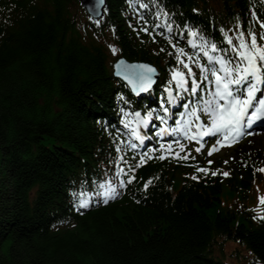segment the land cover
<instances>
[{"label": "trees", "instance_id": "1", "mask_svg": "<svg viewBox=\"0 0 264 264\" xmlns=\"http://www.w3.org/2000/svg\"><path fill=\"white\" fill-rule=\"evenodd\" d=\"M106 1L95 24L79 0H0V264H238L216 256L227 242L241 245L250 264H264V220L242 207L219 209L226 191L248 197L257 163L193 180L180 165L154 162L126 195L76 211L73 192L98 190L100 168L114 154L104 121L113 115L104 111L116 107L117 122L120 106L148 105L150 94L136 99L113 77L112 61L154 65L153 94L172 66L186 71L167 40L142 32L128 0ZM212 1L159 6L216 40L230 25L247 36L254 9L264 19V0Z\"/></svg>", "mask_w": 264, "mask_h": 264}, {"label": "snow or ice", "instance_id": "2", "mask_svg": "<svg viewBox=\"0 0 264 264\" xmlns=\"http://www.w3.org/2000/svg\"><path fill=\"white\" fill-rule=\"evenodd\" d=\"M98 2L103 4L104 0ZM129 3L131 4L132 0H129ZM155 3L159 6L160 0H155ZM140 7L150 9L151 6L148 3H141ZM172 15L160 6L159 10L155 11V20L150 22L143 15L139 17V20L147 25L141 30L149 32L150 28H154L161 36H165L175 49V53L170 55H174L178 64L186 71L176 66L169 69L171 78L161 85L159 111L156 107L149 108L144 113L139 110L121 109L124 114L121 123L130 130L129 136L134 137L136 142L131 138L127 142L121 139L119 144L136 149L139 144H143L148 135L141 129L150 128L156 121L159 122L156 124V146H151L150 150L155 152L157 146L160 149L166 148L170 154L177 157L179 152H172V145H178L179 149L183 150L185 144L181 143V140L200 142L203 137L212 136L219 137L217 143H234L245 135L254 134V130L250 129L257 121L264 125V44L258 43L257 33L249 28L246 37L244 29L238 25L235 37L229 35L227 31L224 32L227 46L220 47L215 40L203 36L197 28L187 23L183 27L177 25L175 21L170 20ZM89 18L92 19L91 16ZM161 18L163 23H157L156 21ZM95 22L99 24L98 19ZM174 26L180 29L175 37L172 34ZM260 28V38L264 40V21H260ZM152 38L155 39L154 34ZM179 39H186L190 50L178 46ZM109 47L113 53L118 51L115 45ZM115 67L116 74L123 76L134 93L147 92L152 87L156 69L150 64L127 63L120 59ZM121 98L123 99V94ZM176 105L184 109L178 117L171 107ZM129 116L132 117L131 120L128 119ZM170 120L172 123H169ZM165 135L169 136L167 141L163 140ZM173 136L180 139H173ZM215 147L213 145L212 150H215ZM199 150L197 147L196 151ZM117 151L121 152L124 149L118 147ZM145 154L146 152L142 150L141 161H144ZM165 154L168 153H162L159 158L164 159ZM119 160L126 167H121L119 163L115 164L114 171L118 183L104 179L97 182L98 190L90 191L87 195L84 191L73 192L78 211L89 207L93 203V196L97 198L95 203L107 204L109 200L120 195L118 187L127 188V183L136 179L132 175L135 167L127 165L123 156H120ZM197 171L208 174L209 169L200 167ZM222 175L227 176L229 173L223 172ZM153 179L155 178H150L143 184L145 190ZM260 203L264 204V196L260 197ZM259 219L264 220V216Z\"/></svg>", "mask_w": 264, "mask_h": 264}, {"label": "rangeland", "instance_id": "3", "mask_svg": "<svg viewBox=\"0 0 264 264\" xmlns=\"http://www.w3.org/2000/svg\"><path fill=\"white\" fill-rule=\"evenodd\" d=\"M108 45H112L111 43H108ZM117 53V52H116ZM181 186V182H177L176 187H175V191H177ZM260 197H261V191L259 188H253V190L250 192L249 197L246 200H242L241 197L239 196H235L226 191L224 192L222 199H223V204L220 206V210H226L227 207H238L241 205H248L252 208H256L258 211H260L262 204L260 203ZM238 246L241 251L244 253V250L242 249L241 245H236V243L233 244H229L225 247V254H221V257L225 260L226 257L229 258V255H231V259H233V261H239L236 257V255H234L232 253V251L234 250V247ZM240 263H242V261H239Z\"/></svg>", "mask_w": 264, "mask_h": 264}, {"label": "bare ground", "instance_id": "4", "mask_svg": "<svg viewBox=\"0 0 264 264\" xmlns=\"http://www.w3.org/2000/svg\"><path fill=\"white\" fill-rule=\"evenodd\" d=\"M144 1V0H143ZM174 37H175V35H174ZM179 40H182V39H179ZM114 54H117V53H114ZM111 57H113V56H111ZM114 58V57H113ZM118 81H121V79L120 78H118L117 79ZM128 86L130 87V85L128 84ZM125 107H126V109H128V110H132V107L129 105V104H126V105H124ZM115 110H116V107L114 108V107H111V108H109L108 110H107V112L106 111H104V113L105 114H112L113 115V117H117V114L118 113H116L115 112ZM113 117H111V116H108V117H106L105 118V123L108 125V126H115V124H116V121H115V118H113ZM95 120H97L98 122H99V119L98 118H96ZM105 123H101L100 125H101V127H97L102 133L101 134H105L102 130H101V128L105 125ZM106 129V128H105ZM109 133H110V135H112V136H115L116 135V132L115 131H112V130H107ZM257 146V143L256 142H253V147H256ZM179 180H181V179H179ZM177 181V182H181V181ZM254 182V181H253ZM254 186H255V188H259L260 189V191H261V195L262 196H264V180L263 179H256L255 180V184H254ZM254 188V187H253ZM75 203H76V200L74 201ZM76 205V204H75ZM234 251L236 252V253H238L239 251H240V249H238V246H235L234 247ZM241 255H243V252L241 251ZM244 264H250V262H246V261H244Z\"/></svg>", "mask_w": 264, "mask_h": 264}, {"label": "water", "instance_id": "5", "mask_svg": "<svg viewBox=\"0 0 264 264\" xmlns=\"http://www.w3.org/2000/svg\"><path fill=\"white\" fill-rule=\"evenodd\" d=\"M83 4V6L87 9V11L89 12V14L95 18V19H101L103 17V10L106 7V0H104L103 4H99L98 0H80ZM122 59V58H121ZM120 60V59H119ZM125 60V59H123ZM126 61V60H125ZM127 63H130L128 61H126ZM117 63V62H116ZM116 63L114 64V68H115V72H114V76L117 78H120L122 80H124L126 83H128L123 76H118L116 74ZM157 79V73L154 74V81ZM153 81V83H154Z\"/></svg>", "mask_w": 264, "mask_h": 264}]
</instances>
